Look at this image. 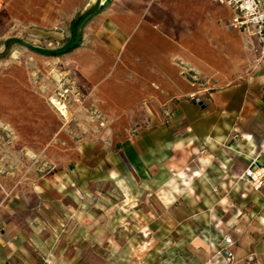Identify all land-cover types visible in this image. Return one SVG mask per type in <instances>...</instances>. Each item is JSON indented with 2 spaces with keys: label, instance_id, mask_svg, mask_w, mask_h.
Returning <instances> with one entry per match:
<instances>
[{
  "label": "rangeland",
  "instance_id": "obj_1",
  "mask_svg": "<svg viewBox=\"0 0 264 264\" xmlns=\"http://www.w3.org/2000/svg\"><path fill=\"white\" fill-rule=\"evenodd\" d=\"M105 1L0 0L4 186L16 192L25 213L35 200L30 182H67L64 205L49 209L58 215L60 251L52 256L47 244L40 245L37 264H53L52 259L57 264H206L218 254L223 228L239 245L234 203H227L223 221L211 220L199 213L203 204L186 187L177 188L174 179H152L123 191L93 156L135 132L153 110L146 91L148 85L155 88L146 74L153 63L150 54L156 48L163 53L183 49L170 34L173 1L116 0L112 5L108 0L76 27L80 43L74 50L51 56L28 47L59 48L71 37L70 21ZM7 39L16 41L6 46ZM242 173L238 178L246 180ZM194 211L198 214L190 216Z\"/></svg>",
  "mask_w": 264,
  "mask_h": 264
},
{
  "label": "crops",
  "instance_id": "obj_2",
  "mask_svg": "<svg viewBox=\"0 0 264 264\" xmlns=\"http://www.w3.org/2000/svg\"><path fill=\"white\" fill-rule=\"evenodd\" d=\"M172 1V43L183 49L163 53L156 48L150 54L153 63L146 74L155 88L148 85L146 91L153 110L135 132L93 156L123 191L152 179H174L177 188L186 187L203 204L199 213L211 220L221 219L227 203H234L233 232L239 245L224 228L216 243L231 237L235 258L226 263L217 254L206 264H244L247 257L264 264V186L258 191L238 178L250 161L264 165V62L258 42L227 28L232 11L215 0ZM66 186L62 179L30 182L35 200L23 213L0 171V264L40 263L36 248L43 244L47 253L58 256V215L49 209L64 205Z\"/></svg>",
  "mask_w": 264,
  "mask_h": 264
},
{
  "label": "built area",
  "instance_id": "obj_3",
  "mask_svg": "<svg viewBox=\"0 0 264 264\" xmlns=\"http://www.w3.org/2000/svg\"><path fill=\"white\" fill-rule=\"evenodd\" d=\"M226 5L232 11L230 21L226 24L229 29H236L256 38L260 59H264V2L262 0H215ZM201 102L198 97L193 98ZM241 177L256 190L264 186V165H257L255 159L243 171ZM233 244L231 237L225 236L218 249L226 263H231L235 256L230 246ZM244 264H253L252 258L247 257Z\"/></svg>",
  "mask_w": 264,
  "mask_h": 264
},
{
  "label": "trees",
  "instance_id": "obj_4",
  "mask_svg": "<svg viewBox=\"0 0 264 264\" xmlns=\"http://www.w3.org/2000/svg\"><path fill=\"white\" fill-rule=\"evenodd\" d=\"M108 3L109 1L107 0L104 2V4L101 7H98V8H94V6H91L88 9H86L83 13L78 14L76 17H74L70 21V30L72 32L71 37L67 39L66 42L59 48L54 49V50H47V49H40V48L31 47V46H28V47L41 54L51 55V56H60V55L66 54L74 50L75 48L79 46V43H80L79 34L77 36L76 31H75L76 27L80 23H82L83 25L85 21L86 22L89 21L93 16L101 12ZM15 41H16L15 39H7L5 41V45L9 46L10 43L15 42Z\"/></svg>",
  "mask_w": 264,
  "mask_h": 264
},
{
  "label": "bare ground",
  "instance_id": "obj_5",
  "mask_svg": "<svg viewBox=\"0 0 264 264\" xmlns=\"http://www.w3.org/2000/svg\"><path fill=\"white\" fill-rule=\"evenodd\" d=\"M59 110L63 113V115H66L67 110L65 109V106L64 105L60 104L59 105Z\"/></svg>",
  "mask_w": 264,
  "mask_h": 264
}]
</instances>
